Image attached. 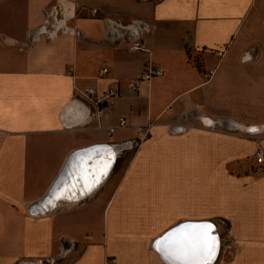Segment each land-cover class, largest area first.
Wrapping results in <instances>:
<instances>
[{
  "label": "crops",
  "instance_id": "crops-1",
  "mask_svg": "<svg viewBox=\"0 0 264 264\" xmlns=\"http://www.w3.org/2000/svg\"><path fill=\"white\" fill-rule=\"evenodd\" d=\"M137 34L144 50L133 52ZM149 67L164 74L130 90ZM112 85L119 94L106 99ZM120 119L128 126L109 134ZM205 120L239 126L264 148V0H0V264H166L153 241L173 226L153 234L149 224L158 208L183 202L154 174L168 153L137 128L155 122L178 138ZM100 144L117 154L104 185L30 214L69 157ZM235 155L245 175L234 234L263 243L241 249L235 264H264V165Z\"/></svg>",
  "mask_w": 264,
  "mask_h": 264
},
{
  "label": "rangeland",
  "instance_id": "rangeland-1",
  "mask_svg": "<svg viewBox=\"0 0 264 264\" xmlns=\"http://www.w3.org/2000/svg\"><path fill=\"white\" fill-rule=\"evenodd\" d=\"M153 128L148 134H153L154 138L150 139L149 147L161 142L163 152L168 153V160H165L167 168L154 174L158 179L164 178V183L169 185L170 191L165 190L167 197L177 199L180 201L178 204L183 202V205L170 212H164V207L158 208L152 224H149L152 233L160 234L188 219L213 221L221 238L215 264H235L240 261L241 249L263 245L258 234H241V225L237 224L240 217L234 215L235 208L240 209L242 204L241 177L245 175L241 169L242 158L235 154L241 156L245 153L248 158L254 156L259 136L237 130L226 122L213 125L203 122L200 128L191 127L185 136L178 138L177 134L155 132ZM247 130L251 132L252 128ZM138 147L140 144L134 146L129 155L136 153ZM122 160L117 162L115 171L122 166ZM246 171L248 173L249 170ZM157 194L158 188L152 195L156 198ZM237 226L240 234H234Z\"/></svg>",
  "mask_w": 264,
  "mask_h": 264
},
{
  "label": "water",
  "instance_id": "water-1",
  "mask_svg": "<svg viewBox=\"0 0 264 264\" xmlns=\"http://www.w3.org/2000/svg\"><path fill=\"white\" fill-rule=\"evenodd\" d=\"M204 123L212 124L213 122L208 123L207 120H205ZM110 148L111 146L109 145L100 144L74 152L67 160L61 174L47 195L41 201L36 202L29 207L30 214H46L52 212L60 205L81 202L93 194L101 185H104L101 183L104 178H108V174L110 173L108 172V174H106L107 172H103L107 165L105 162H107V160L111 161L113 156ZM104 151L107 153L108 157L104 156ZM115 163L116 161L114 160L110 171L113 170ZM201 222H208L213 225L212 235L216 238V248L212 258L209 260V264H213L218 256L221 246V238L218 233L217 225L210 220L184 221L176 224L153 241V249L160 255L163 261L167 262V264H179V261L165 259L164 255L157 250L158 247H160L158 242L162 241L167 234L182 229L185 225Z\"/></svg>",
  "mask_w": 264,
  "mask_h": 264
},
{
  "label": "snow or ice",
  "instance_id": "snow-or-ice-1",
  "mask_svg": "<svg viewBox=\"0 0 264 264\" xmlns=\"http://www.w3.org/2000/svg\"><path fill=\"white\" fill-rule=\"evenodd\" d=\"M212 232L213 225L208 222L185 225L159 241L157 250L165 259L179 261V264H209L216 248Z\"/></svg>",
  "mask_w": 264,
  "mask_h": 264
},
{
  "label": "built area",
  "instance_id": "built-area-1",
  "mask_svg": "<svg viewBox=\"0 0 264 264\" xmlns=\"http://www.w3.org/2000/svg\"><path fill=\"white\" fill-rule=\"evenodd\" d=\"M97 14H98L97 10H92V16H97ZM128 48L133 52L144 50L143 42L139 34H137L134 40L128 44ZM216 54L220 57H223L224 51H217ZM101 73L108 74L109 73L108 67L105 66L104 68H102ZM215 73H216L215 69H210V70L204 71L202 75L205 81L208 82L213 78ZM163 74H164V70L162 68L149 67L140 76H138L137 79L130 81L128 83V87L132 91H138L143 84H147L152 79L156 77H161ZM94 92L95 91L93 88H87L82 92V94L84 96L89 97V96H92ZM118 94H119V86L112 85L107 90L105 94V98L111 100L117 97ZM127 126L128 124H127L126 119H120L117 125H114L108 128V133L113 134L117 129L125 128ZM154 126H155V122H149L148 124L144 126H139L137 128V132L141 136H146L149 134V132ZM255 160L258 165L260 166L264 165V148L259 141L257 142L256 149H255ZM106 264H116V259H107Z\"/></svg>",
  "mask_w": 264,
  "mask_h": 264
},
{
  "label": "bare ground",
  "instance_id": "bare-ground-1",
  "mask_svg": "<svg viewBox=\"0 0 264 264\" xmlns=\"http://www.w3.org/2000/svg\"><path fill=\"white\" fill-rule=\"evenodd\" d=\"M256 128H258V127H254L253 129H255V131H256ZM110 151H111V153H112L113 156L111 155L112 158L109 157V158H111V161H108V160H107V162H105L107 165L105 166V169L103 170V172H107L106 174H108V172H110V173L112 172V171H110L111 166H112L114 160L116 161V159H117V154H116V152H115V150H114L113 147L110 148ZM101 152H102V151H101ZM104 152H105V151H104ZM104 156H105V157H106V156L108 157V155H107L106 152L104 153ZM104 156H103V157H104ZM254 156H255V155H254ZM110 173H109L108 175H111ZM108 177H110V176H108ZM106 180H107V179L104 178V179H103V182H102L101 184H104ZM101 186H102V185H101ZM101 186H100V187H101ZM57 204H58V203H57ZM57 204H56V205H57ZM199 221H202V220H199ZM183 222H184V221H183ZM177 224H178V223H177ZM174 226H175V225H174ZM164 232H165V231H164ZM164 232H163V233H164ZM160 235H161V234H160ZM160 235H159V236H160ZM159 236H158V237H159ZM163 262L167 264V262H165V261H163ZM215 262H216V261H214V264H215Z\"/></svg>",
  "mask_w": 264,
  "mask_h": 264
}]
</instances>
